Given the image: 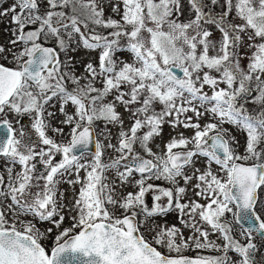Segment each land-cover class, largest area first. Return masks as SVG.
Segmentation results:
<instances>
[{"label": "snow or ice", "instance_id": "obj_1", "mask_svg": "<svg viewBox=\"0 0 264 264\" xmlns=\"http://www.w3.org/2000/svg\"><path fill=\"white\" fill-rule=\"evenodd\" d=\"M187 3L194 14L188 22L178 19L183 0H116L112 11L119 19L105 17L102 0H15L0 9L15 25L11 47L0 45V61H7L0 62V157L8 161L7 179L0 175V264H253V234L264 236V211H257L264 203V111L253 115L241 100L254 82V101L264 104V0H226L219 18L205 10V0ZM233 9L243 23L226 22ZM208 26L220 32L219 41ZM241 34L255 49L247 70L236 58ZM77 48L98 51V63L88 62L83 75L69 55ZM125 51L127 62L117 55ZM54 100L60 124L70 127L59 141L64 128L52 125L56 113L47 107ZM119 106L129 114L127 129ZM12 114L31 116L30 128L14 127ZM96 121L105 123L99 135L106 139L107 126H119L115 144L97 138ZM165 124L192 135L177 132L157 153L149 145ZM225 125L245 135L243 152ZM105 148L116 153L108 162ZM201 159L203 168L197 167ZM36 162L45 173L36 172ZM65 176L79 185L70 204L59 189ZM128 184L136 190L118 192ZM189 185L195 198L186 200ZM65 209L69 227H63ZM172 211L192 235L151 223ZM26 216L32 219H21ZM38 223L51 226L41 231ZM54 229L47 247L42 241ZM215 233L222 244L209 239ZM190 248L221 254L184 255ZM229 252L238 259L230 260Z\"/></svg>", "mask_w": 264, "mask_h": 264}, {"label": "rangeland", "instance_id": "obj_2", "mask_svg": "<svg viewBox=\"0 0 264 264\" xmlns=\"http://www.w3.org/2000/svg\"><path fill=\"white\" fill-rule=\"evenodd\" d=\"M15 2V0H0V9H4V8H8L10 5H12ZM41 2H43V0H41ZM116 2V0H102L103 6H104V12H105V17H112L115 19H119V16H116L115 13L112 11V4H114ZM184 2V12L183 15L179 16L178 19L180 21L183 22H188L190 18L193 17V13H188L187 12V5L185 4V0H183ZM235 2V0H234ZM206 3V8L205 10L208 11L210 10V14L219 18L223 13H225L226 11V0H218L217 3H219L220 7H218L216 4L212 5L210 3V0H205ZM122 7V5H121ZM70 13V9L66 10ZM226 22H231L234 24H241L243 23V21L236 15L235 10L233 9V11L228 14L225 17ZM11 14H9L8 16L5 17H0V45H4L5 47H8V40L7 38L12 36V31L13 29L10 27L11 25ZM89 27H92L91 25ZM210 28V30L213 33V40L214 41H219L220 39V32L214 27V26H208ZM101 29L97 28V31H100ZM82 31H87L86 29H83L82 27ZM251 30H249L250 32ZM243 37V42L242 43H238V46L236 48V58L239 60L240 66L247 70V66L249 64V58L251 57L253 51H255L254 48L249 47V41L247 40V35L246 34H241ZM257 42H259V38H257ZM73 47H75V45H73ZM210 54L211 55H215L216 54V50H210ZM69 55L72 57V64H73V70L75 71V73L77 75H83L84 74V66L88 63V62H92L94 64L98 63V51H89L83 48H77L75 51H72L69 53ZM117 55L123 59L124 61H129L131 60V55L129 53L125 52H120L117 53ZM64 54L61 53V60H64ZM214 75L219 76V73H213ZM97 86L99 87L100 84L99 82L97 83ZM221 87H224V85H221ZM255 83L253 82L251 84V88L253 89L252 93L246 97L245 99L241 100V103H243L245 105V110L248 111L249 113L255 115L257 114L258 111H264V104L261 103H257L254 101V97L255 95H257L256 91H255ZM205 91H209L207 88H205ZM209 94H211L209 92ZM108 100H111V97L106 98V102ZM49 111H53L56 113L55 118L52 119L51 123L53 126H58V127H63L64 128V137L61 136H56V139L62 140L65 137H67V134L70 131V127L66 126V125H62L60 124V121L63 119L62 114L58 111L59 109V104L55 102V100L53 102H51L50 106H47ZM157 110H159L161 108L160 105H156ZM69 112H71L72 106L69 105L68 109ZM119 112H121L122 117L124 119V128L127 129L131 123L130 119H129V114L127 112H125L124 107L123 106H119L117 109ZM189 115H191V113H189ZM10 119H14V127H16L17 129H20L22 127H27L30 128L31 125V116L29 115H24V116H20V117H16L15 114L10 115L9 117ZM207 117H204L203 120H201V123L203 124L204 122L207 121ZM18 121V122H15ZM96 126L98 127V134L101 133L102 131H106L105 130V123L103 121H96ZM225 127H231L229 125H225ZM164 130L162 132V134L159 137H156L151 143H150V147H152L154 152L160 153L161 150L164 148V145L169 141V139L176 135L177 132L179 131H183L184 134L186 136H190L192 135V130L190 129H176L173 130L168 124H165L163 126ZM107 129H110V132H106V135L108 136V138L106 139L104 135H99V139L105 144L107 145L109 142L115 144L117 142V137H118V133H119V126L117 125H108ZM231 132L234 136H236V138L240 141L241 147H240V152H243L244 148L243 145L245 143V135L238 131L235 127H231ZM32 135L30 136V139L35 138L34 136V130H32ZM50 136L55 135L53 132L49 131L48 133ZM33 139V140H34ZM137 151H141V153L143 154L142 149H140L139 145L136 146ZM116 155V153L109 148H105L104 151V157L103 159L105 160V162H108L110 160V158H114ZM92 155H85V159H91ZM62 159V156L58 155L57 156V160ZM8 165V161L5 159L4 161L0 162V175H5V179H7L6 176V166ZM204 165V161L203 159H201L198 163H197V167L203 168ZM213 167L215 168L216 166L213 165ZM15 172L20 171V166L17 164L15 165L14 168ZM46 169L45 167L39 163L36 162V172L37 173H45ZM109 180L113 181L115 180V172L114 171H109L107 173ZM80 176L83 177L84 176V172L81 171L80 172ZM73 177H68L65 176L63 178H61V183L59 184V189L60 192L64 193V198H63V202L65 204H70V201L72 200L73 197V191H78L79 190V185H76L75 188L70 185L69 183H67L66 181L68 179H73ZM138 178V177H137ZM153 182V181H150ZM42 183V182H41ZM154 183L156 184H160L162 186L168 187L170 185H168L166 182L164 181H154ZM193 183H195V181H193ZM181 184H183V181H181ZM135 185L134 184H128V185H124L118 188V192L122 193V194H126L128 191H135ZM261 201L264 202V190H262L261 192ZM59 195V194H58ZM195 198L193 195V190H192V186L189 185L188 186V193L186 196V200L189 198ZM198 199V198H197ZM146 203H148L150 206L152 204V194H148L146 195ZM200 203H205L204 200H200ZM260 211H264V203L260 204ZM65 223L63 225V227H69L71 225V219L69 217L68 211L67 209H65ZM179 214L176 211H172L170 212L167 216H156L153 218V221H151V223H153L154 226L156 225H161V226H171V225H176L178 228H180L181 232L183 233L184 237L187 238L190 235H192V229L186 227L183 223L182 220L180 218H178ZM232 218V214H227L226 215V219L228 221H230V219ZM262 218H264V214H262ZM21 219L27 221V220H31L32 217L31 216H26V217H21ZM184 220H187L188 217H183ZM35 222V221H33ZM37 226L41 229V231L45 230L47 227H50L51 225L47 224V223H38ZM204 227H207V225H204ZM55 234V229L53 230V233ZM49 235V237L52 236ZM236 235L237 239H241L242 243H245V240H243L238 234L234 233ZM219 234L215 233V234H211L209 239L215 241L218 244H222L223 241L222 239H218ZM47 238V239H48ZM46 239V240H47ZM149 239H151V234H149ZM45 241V240H44ZM42 241V242H44ZM262 242V248H264V241ZM255 243H257V241H255ZM258 244V243H257ZM259 245V244H258ZM161 251L167 252L166 249L161 248ZM192 250L194 251L195 255H189V254H185L187 253V251ZM209 251V252H207ZM184 255H188V256H196V255H220L221 253H217L214 252L212 250H197L194 248H190L188 250H186L184 253ZM174 255V254H173ZM228 256L230 258V260L232 261H236L238 259V255L234 252H229ZM261 264V263H258Z\"/></svg>", "mask_w": 264, "mask_h": 264}, {"label": "flooded vegetation", "instance_id": "obj_3", "mask_svg": "<svg viewBox=\"0 0 264 264\" xmlns=\"http://www.w3.org/2000/svg\"><path fill=\"white\" fill-rule=\"evenodd\" d=\"M10 27L14 30L15 29V25L11 24ZM12 38V36L8 37L7 40H8V47H11V45L9 44V40ZM49 46H54L53 42H49ZM11 58L9 57V60ZM0 62H5L7 63V61H0ZM8 66H12L11 64H9ZM260 111L257 112V114L259 113ZM94 130L95 132L98 134V127L96 126V122H95V125H94ZM97 138H99V134L97 135ZM34 139V138H32ZM92 155L91 153H87L85 152V155ZM5 158L3 157H0V162L1 161H4ZM261 192H259V200L261 201ZM262 204V203H261ZM260 204L258 205V208H257V211H260ZM255 241H257V243H255ZM261 241H264V236H258L257 234H253V240L252 242L255 243L256 245V249L251 253V258L253 260V264H258V263H261V264H264V248H262V242ZM246 242V241H245Z\"/></svg>", "mask_w": 264, "mask_h": 264}, {"label": "trees", "instance_id": "obj_4", "mask_svg": "<svg viewBox=\"0 0 264 264\" xmlns=\"http://www.w3.org/2000/svg\"><path fill=\"white\" fill-rule=\"evenodd\" d=\"M185 4L187 5V12H188V13H192V12L189 10V6H188V3H187V0H185ZM216 5H217L218 7H220L219 3H217ZM207 12L210 13V10H208ZM232 219H233V217L230 219V221H232ZM54 235H55V234H52L51 237H49L47 240H45V241L42 242V243H43L45 246L50 247L51 244H52V239H53V236H54ZM207 252H209V251H207ZM185 254L195 255L194 251H192V250L187 251V253H185Z\"/></svg>", "mask_w": 264, "mask_h": 264}, {"label": "water", "instance_id": "obj_5", "mask_svg": "<svg viewBox=\"0 0 264 264\" xmlns=\"http://www.w3.org/2000/svg\"><path fill=\"white\" fill-rule=\"evenodd\" d=\"M177 74H178V75H182V73H180L179 70H177ZM94 150H95V145H94V143H93L92 145H90V146L85 150V152L93 154ZM186 256H188V255H186ZM189 257H195V256H189Z\"/></svg>", "mask_w": 264, "mask_h": 264}]
</instances>
